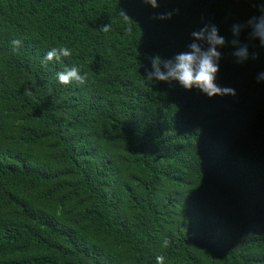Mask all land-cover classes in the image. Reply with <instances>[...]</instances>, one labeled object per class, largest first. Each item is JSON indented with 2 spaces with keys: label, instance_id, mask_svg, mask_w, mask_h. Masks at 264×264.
<instances>
[{
  "label": "trees",
  "instance_id": "1",
  "mask_svg": "<svg viewBox=\"0 0 264 264\" xmlns=\"http://www.w3.org/2000/svg\"><path fill=\"white\" fill-rule=\"evenodd\" d=\"M158 4L0 0V264H264V47L247 26L264 0ZM205 24L236 96L144 76ZM54 47L72 55L45 62ZM73 66L86 82L61 84Z\"/></svg>",
  "mask_w": 264,
  "mask_h": 264
},
{
  "label": "clouds",
  "instance_id": "2",
  "mask_svg": "<svg viewBox=\"0 0 264 264\" xmlns=\"http://www.w3.org/2000/svg\"><path fill=\"white\" fill-rule=\"evenodd\" d=\"M152 9L159 8L158 0H143ZM262 13L259 17H252L248 20L247 26L252 29L251 36L259 39L260 44L264 47V4L260 7ZM124 21L130 20L126 10L122 9L119 13ZM173 15H179V9H173L163 13H157L151 17L153 20L166 21L171 20ZM244 25L234 24L232 33L237 39L231 41L236 49L232 55L236 58V63L243 64L250 58L247 45H241L238 39ZM101 31L108 33L111 31V24L101 26ZM194 42L188 45V51L179 52L171 58H162L159 54L147 56L148 64H143L144 76L148 80H156L166 82L170 86L173 82H177L186 91L193 89L205 94L208 98L216 96H236L235 89L231 87H222L217 84V74L219 72V62L222 59V53L218 48H222L226 44V40L219 34V29L215 24H205L198 31L191 33ZM202 42V43H197ZM20 40H13V51L16 52L21 47ZM207 45V47H204ZM72 55V50L68 47H54L47 52L45 62L55 60L61 61L62 58H68ZM257 57L253 53L251 59ZM58 81L61 84L68 85L72 82L84 84L86 82V74L81 75L77 67L65 69L57 73ZM264 81V72L257 76V82ZM169 241L164 240L163 247H168ZM157 264H164V257H156Z\"/></svg>",
  "mask_w": 264,
  "mask_h": 264
}]
</instances>
